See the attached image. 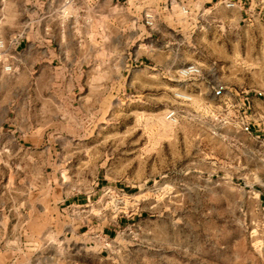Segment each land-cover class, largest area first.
<instances>
[{"label": "rangeland", "instance_id": "374dc122", "mask_svg": "<svg viewBox=\"0 0 264 264\" xmlns=\"http://www.w3.org/2000/svg\"><path fill=\"white\" fill-rule=\"evenodd\" d=\"M119 6L123 28L138 19L135 39L122 32L121 77L107 70L80 112L65 100L56 119H32L51 144L39 150L42 210L26 214L43 226L0 230V264L23 247L32 264H81L75 246L69 256L54 246L75 233H85L84 264H264V36L200 20L203 9L227 14L211 2ZM149 50L167 56L168 72L148 76ZM189 64L201 75L179 78ZM215 83L248 99L213 97Z\"/></svg>", "mask_w": 264, "mask_h": 264}, {"label": "crops", "instance_id": "0c3cea01", "mask_svg": "<svg viewBox=\"0 0 264 264\" xmlns=\"http://www.w3.org/2000/svg\"><path fill=\"white\" fill-rule=\"evenodd\" d=\"M227 1L230 0H196L200 5L211 2L227 11L226 15L215 17L203 9L200 20L209 19L225 27L242 23L252 34H255L252 29L257 27V37L264 36V18L257 0H231L233 7H227ZM119 5L120 0H0V42L3 44L0 48V230L42 228L43 224L38 222L30 225L26 214L42 210L39 150L50 149L51 144L42 142L41 127L32 119L36 113L56 119L59 104L65 100L72 102L73 112H80L85 99L93 100L106 85L107 70H118V78L121 77L122 32L128 30L129 41L135 39L138 19L136 15L128 16L129 25L123 28ZM86 6L93 7L95 12L88 13ZM110 46L117 49H107ZM133 61L130 53L124 56L126 67ZM145 61L151 78L168 72L171 67L161 51L149 50ZM213 69L216 70V65ZM23 75H27L25 80L20 79ZM220 84L212 86L213 97H217L215 91ZM224 86L226 90L223 87L219 97L237 95L243 103L248 99L246 91L237 93L229 84ZM250 101L256 103L253 98ZM12 214L18 218L14 219ZM125 222L120 219L116 225ZM63 224V230L70 226ZM105 232L112 234L111 230ZM73 235L72 241L65 238L66 244L56 242L54 246L65 251V256L75 246L84 264L85 233ZM22 250L16 257H10V263L35 261L26 255L25 247Z\"/></svg>", "mask_w": 264, "mask_h": 264}, {"label": "built area", "instance_id": "2783aa9c", "mask_svg": "<svg viewBox=\"0 0 264 264\" xmlns=\"http://www.w3.org/2000/svg\"><path fill=\"white\" fill-rule=\"evenodd\" d=\"M225 5L227 7H233L234 6V2L230 0V1H227L225 3ZM256 5L258 7L259 12L263 14V18H264V0H257L256 1ZM2 46H3V44L0 42V48ZM7 69H9V67H7ZM200 75H201V68L198 65H196V64H189V65L183 66L182 68H180L177 71V76L179 78H181V79H189V78L199 77ZM221 89L222 88H218L215 91V94L219 95ZM173 116H174V112H170L168 114L169 118H173Z\"/></svg>", "mask_w": 264, "mask_h": 264}]
</instances>
